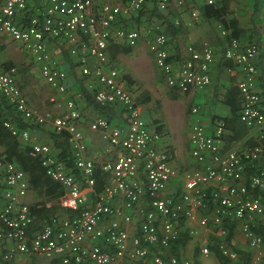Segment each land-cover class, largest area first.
<instances>
[{
    "label": "built area",
    "instance_id": "obj_1",
    "mask_svg": "<svg viewBox=\"0 0 264 264\" xmlns=\"http://www.w3.org/2000/svg\"><path fill=\"white\" fill-rule=\"evenodd\" d=\"M188 1L196 5L215 2L0 0V38L16 41L32 56L44 84L58 93L67 91L66 72L49 48L50 41L61 43L78 54V76L95 101L119 111L118 123L104 115L88 123L110 153L97 163L87 151L78 103L73 96L67 97L64 113L51 119L53 131H65L69 144L70 155L59 157L50 143L31 141L29 127L43 126L47 118L22 91L17 67L0 61V121L12 135L26 141L27 154L38 157L45 173L58 183L62 192L57 204L66 212L34 229V213L23 200L29 188L27 173L0 150V264H8L18 252L47 259L35 264H192L187 257H166L164 250L183 227L190 234L197 233L208 217L216 225L221 251L231 260H238L239 255L225 241L224 220L229 218L238 220L255 258L264 254L263 236L254 229L262 224L264 231V203L257 194H264V106L256 88L258 47L230 37V31L220 24V34L228 40L225 56L240 69L238 115L246 126L257 128L256 142L224 151L225 120L215 117L210 129L196 120L189 135L195 165L180 173L172 163L170 148L160 142L162 133L149 127L136 93L109 63L110 41L135 45L143 40L171 87L185 91L209 84L215 56L212 45L189 43L186 56L171 59L167 22L134 19L151 2L163 17L178 25L180 18L172 16L170 8L172 4L183 8ZM196 5L190 9V23L199 18ZM191 111L198 109L194 106ZM99 175L103 183L96 189ZM177 176L179 187L166 193ZM203 208L210 211L199 216ZM201 251L209 253L207 246Z\"/></svg>",
    "mask_w": 264,
    "mask_h": 264
},
{
    "label": "crops",
    "instance_id": "obj_2",
    "mask_svg": "<svg viewBox=\"0 0 264 264\" xmlns=\"http://www.w3.org/2000/svg\"><path fill=\"white\" fill-rule=\"evenodd\" d=\"M215 1L219 7L224 8V17L226 19L233 18L235 20L236 30L234 32L237 33V37L243 43H254L259 49L256 61L258 69L256 74V88L262 96L264 106V0ZM248 1L251 2L250 7H246V4H244V2ZM193 3L194 1H188L183 8L172 4L170 12L172 16L180 18L178 25H174L163 17V13L161 12L162 16H158L155 13L150 14L152 10L158 11L153 7L151 2H148L146 8H144V12L138 13L134 19L140 17L146 21L150 18H155L163 19L167 22L165 32L169 38L168 49L171 53V59L186 56L185 49L189 43L200 46L203 42H207L212 45L215 56L210 67L211 80L209 84L203 87L191 86L185 91H179L171 87L155 65L146 42L143 40L135 45H128L121 40H112L108 44L107 49L109 63L118 68L120 72H123L121 73L128 87L130 86L129 81L132 78V80H138L140 82L141 88L135 93L141 115L152 130L156 129L162 133L160 142L165 143L170 148L172 163L178 169L179 173L183 169L195 165L194 157L190 153L189 143L191 126L194 121L199 120L207 129H210L214 118L222 117L226 125L223 139L224 151L252 146L256 142L257 134V128L246 126L238 115L241 101V95L237 85L240 77V69L239 65L233 59L225 56L228 40L221 36L220 31L218 34L215 33L209 24V22L217 19L213 15L204 17L200 14L197 20H194L192 23L189 22L192 20L190 18V9L196 5V3ZM203 5L197 3L196 6L199 10ZM170 25L174 29V32H171ZM230 30L232 32L233 29L230 28ZM60 44L50 41L49 48L50 52L53 53L66 72L64 83L67 86V91L65 92L58 93L44 84L41 81L38 63L32 56L22 52L21 50L23 48L16 41L7 37L6 39L4 37L0 38V61L6 65H15L17 67L16 78L19 85H21L22 91L32 106L41 108L39 112L45 117L44 112L52 118L63 114L66 109V98L73 96L76 99L82 113L80 126L86 135L88 154L94 156L98 163L110 157V153L105 151L104 142L99 132L91 130L88 127V123L98 115L104 114L92 104L88 103L82 92L81 87H85V81L78 76L79 72L76 66L79 61L78 54L69 49H64L63 45ZM13 45L14 53L10 50ZM65 54L68 59L65 58ZM125 54H128L127 57L123 56ZM90 62H95V58H90ZM36 67L38 68L37 75L40 85L50 92L48 97L45 93L47 91L35 89L33 83L31 84L32 80L30 78L34 74V70L37 69ZM91 95L93 96L92 93ZM194 106L197 107V112L191 111V108ZM108 109L112 112V116L109 119L113 123H118L119 120L116 118V115L119 111ZM51 119L43 127H39L38 125L29 127L31 141L50 143L53 151L60 156L61 148L54 143L51 136V132L53 131ZM18 141H20L19 143L22 146L21 149H23L24 145L27 147L26 141L21 139H18ZM185 161L190 162L189 165L183 164ZM263 162L262 159L261 163ZM179 166L182 167L181 171ZM177 178L180 179L177 176L170 181L165 191L166 193L177 190L181 181H177ZM241 180L244 181L246 178L243 177ZM34 187H38L39 191L42 192V196L38 198V194L32 190L33 186L31 185L23 200L31 206L37 205L39 207L43 201L42 198L47 197L50 200H46L43 203V209H54V202H57V195L55 193H47L45 191L46 186ZM56 207L61 208L58 205ZM197 228L201 229V232H207L210 229V227L206 228L205 226H198ZM236 231H239L238 227H236ZM213 236H217L216 231ZM189 240L191 241V238L186 243H189ZM246 241L247 239L245 238L246 247L242 248L247 250L252 249ZM233 243L236 247L238 246L237 239L234 237ZM196 248L192 247L190 251L191 259H189L192 261V264H220L213 252L210 251V253L205 255L199 252V248L195 251ZM175 256L182 258L180 254H176ZM38 261L46 262L47 259L40 254L18 252L8 264H35ZM250 264H257V262L252 259Z\"/></svg>",
    "mask_w": 264,
    "mask_h": 264
},
{
    "label": "trees",
    "instance_id": "obj_3",
    "mask_svg": "<svg viewBox=\"0 0 264 264\" xmlns=\"http://www.w3.org/2000/svg\"><path fill=\"white\" fill-rule=\"evenodd\" d=\"M147 6V5H146ZM145 6V8H146ZM155 8V7H154ZM144 12V8L139 11V13ZM224 8L219 7L216 4V1L214 3L210 4H204L200 7V14H202L204 17H207L209 15H213L216 17L217 21L221 23L223 27L228 29L229 36H236L237 33L234 32L236 30V22L233 18L226 19L224 17ZM157 14L158 16H162L159 11L152 10L150 14ZM171 32H174V29L170 25ZM232 28V32L230 30ZM65 58L68 59L67 55L65 54ZM82 92L84 96L86 97V100L88 103L92 104L97 110H99L102 114H104L106 117L110 118L112 116V112L104 105L98 103L95 101L94 97L91 95L89 91L85 89V87H81ZM21 125H24L25 123H21ZM52 139L54 140V143L61 148V152L59 153V157H68L70 155L69 150V144L67 140L66 132L61 131H52L51 132ZM18 138L10 133V131L3 126L2 122L0 121V150L6 154V157L12 160H15L17 163L20 164V166L24 169V171L27 173L28 179H29V186H46L45 191L47 193H55L57 196L61 194L62 190L60 189L57 182L53 181L46 173L44 167L41 165L40 160L38 157H33L27 154V147L24 145L23 149L22 146L19 143ZM103 183V178L101 175L97 178L96 182V189H99ZM3 188V183L0 177V191ZM260 194L262 201L264 203V194ZM30 205V204H29ZM44 204H41L39 207L37 205L31 206L32 212L34 213V224L33 228L37 229L41 224L35 226V221L44 220L46 213L50 209H43ZM212 204L209 203V207H211ZM208 208L199 209L198 215L201 214H208L209 213ZM224 224L227 226V232L225 234V241L227 246H230L231 248L235 249L240 257L238 258L237 262L238 264H250V262L253 259V249H244L239 248L233 245V237L235 238V232L236 227L238 225V220L232 218V219H225ZM204 226L213 227V229L216 231V225L213 224L210 217H208V221L205 223ZM254 229L261 233L264 239V231L262 229V224H258L254 227ZM191 235L187 228H182V230L179 231L177 237L175 239L170 240L168 247H166V250H164V255L170 256L169 253L173 254H179L180 248L187 242L189 238H191ZM214 234H211V239L208 241V248L211 252H213L214 256L218 260L220 264H232L231 258H229L227 255H225L221 248L219 247V240L218 236H213ZM181 246V247H180ZM198 247L195 251H197ZM169 252V253H168ZM197 254V252H196ZM257 264H264V254L262 255L261 259L256 261ZM197 264V263H196Z\"/></svg>",
    "mask_w": 264,
    "mask_h": 264
},
{
    "label": "rangeland",
    "instance_id": "obj_4",
    "mask_svg": "<svg viewBox=\"0 0 264 264\" xmlns=\"http://www.w3.org/2000/svg\"><path fill=\"white\" fill-rule=\"evenodd\" d=\"M244 4H246V7H250L251 6V2L250 1H248V2H244ZM200 10V9H199ZM198 16H200V13H199V15ZM209 24L211 25V27L214 29V32L215 33H219V28H220V22H218L217 20H213V22H209ZM183 26V25H182ZM182 29H183V27H182ZM216 34V35H217ZM4 39H6V37H4ZM8 40V39H7ZM11 50V52L12 53H14V45L12 46V48L10 49ZM22 52H24V53H27V51L25 52V50H21ZM28 54V53H27ZM127 55L128 54H125V55H123V56H126L127 57ZM37 68V67H36ZM122 72V71H121ZM37 73H38V68L37 69H35L34 70V74H32L31 75V80H32V82H31V84L33 83V85H34V87H35V89H39L40 91H47V92H45L46 94H47V97L49 96V94H50V92H48V90L47 89H45L42 85H40V83H39V81H38V75H37ZM123 73V72H122ZM132 78V77H131ZM33 79H34V81H33ZM133 79V78H132ZM131 79V81H129V84H130V86H129V88L132 90V91H134V92H138V90L141 88L140 87V82L138 81V80H136V81H134V80H132ZM23 85V84H22ZM21 86V85H20ZM36 110H40L39 109V107H37V106H33ZM44 114L46 115V117H47V121H49L52 117L51 116H49L48 114H46L45 112H44ZM47 121H46V123H47ZM39 127H41V126H39ZM43 127V126H42ZM189 163L190 162H188V161H185L183 164H185V165H189ZM181 165V164H180ZM180 167V166H179ZM181 168L182 167H180L179 169H180V171H181ZM244 178H245V176H244ZM180 179L179 178H177V181H179ZM32 190L34 191V192H36V194H38V198L39 197H41L42 196V192H40L39 191V189H38V187H33L32 188ZM43 199V201H42V203L41 204H43V203H45V201L46 200H50V199H47V197L46 198H42ZM40 204V205H41ZM58 204H57V202H54V209L53 208H48V209H50V210H48L46 213L44 212V215H45V217L46 218H44V220H40V221H35V226L36 225H39V224H41V223H44V222H46V221H49V220H51V219H54V218H57V217H59V216H61V215H63V214H65L66 212H65V210L64 209H61V208H58V207H56ZM238 225H239V223H238ZM238 225H237V227H238ZM206 228H208V226H205ZM238 229H239V231H236L235 232V238L237 239V247H239V248H242V247H246L245 246V235L243 234V232L240 230V228L238 227ZM213 231V232H212ZM215 234V230L213 229V227H210V229L207 231V232H201V229H199L198 228V232L197 233H193L192 235H191V241L189 240V243H186L185 245H183L181 248H180V251H179V254H180V256L181 257H187V258H190L191 259V256H190V251H191V249H192V247H198L199 248V252H201L202 254H203V252L201 251V248L203 247V246H207L208 247V241H209V239H211V234ZM247 242V241H246ZM209 249V248H208ZM209 253H210V250H209ZM173 254V253H172ZM172 254H169V255H172ZM175 255V254H174ZM262 257V256H261ZM261 257L260 258H258V259H256L255 258V256L253 255V259L255 260V262L256 261H258V260H260L261 259ZM232 264H238V262H237V260H232Z\"/></svg>",
    "mask_w": 264,
    "mask_h": 264
}]
</instances>
